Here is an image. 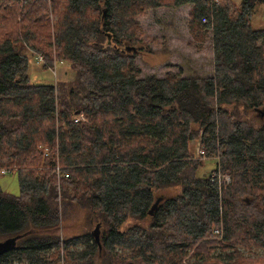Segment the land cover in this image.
<instances>
[{
  "label": "trees",
  "instance_id": "16d2710c",
  "mask_svg": "<svg viewBox=\"0 0 264 264\" xmlns=\"http://www.w3.org/2000/svg\"><path fill=\"white\" fill-rule=\"evenodd\" d=\"M22 1L18 29L0 32V168L15 169L19 185L16 197L0 188V247L10 243L0 264H55L51 252L62 264H182L214 229L228 247L264 250V30L250 25L264 0H51L62 13L45 42L37 0ZM184 5L189 32L211 34L212 76L140 78L134 18ZM23 42L73 81L32 83ZM78 112L86 122L73 121ZM251 112L260 126L243 118ZM198 131L230 177L224 188L198 177L188 146ZM169 187L180 191L154 194ZM66 202L88 210L98 242L58 235ZM129 217L150 224L120 231Z\"/></svg>",
  "mask_w": 264,
  "mask_h": 264
},
{
  "label": "rangeland",
  "instance_id": "374dc122",
  "mask_svg": "<svg viewBox=\"0 0 264 264\" xmlns=\"http://www.w3.org/2000/svg\"><path fill=\"white\" fill-rule=\"evenodd\" d=\"M231 1L235 6L240 2H238V0ZM22 2V0H0V22H2L0 25V32L10 31L15 28L18 29L19 26H17V24L19 25V20H21L22 17L20 13L18 14L19 11H14L13 9ZM52 5L51 0H37L30 10L34 17L38 16L41 20H45V24L38 28L36 32L41 42H45L46 33L51 39L57 35L56 30L58 29V20L61 17L62 8H59L56 14ZM190 10L191 6L188 5L177 8L165 6L158 9L146 10L136 15L134 22L137 24V35L141 44L138 46L139 51L135 58V64L137 69L140 70V78L154 75L159 79H165V77L168 76L179 78L195 76L205 79V77L212 76L213 54L211 53V34L209 31L203 30L201 35H205V37H194L189 32L188 24L190 23ZM252 12L251 27L256 30H264V2L259 1ZM3 14L7 16H3ZM27 46L28 44L23 46V54H26L30 60L28 73L32 83L37 85H54V87H56L61 82L69 83L73 81L74 73L70 72L71 70L62 61H56L55 59L53 63L52 60L47 61L45 57L42 56L43 54L41 52L32 48L30 49ZM36 55L42 57V63H37L33 60ZM55 66L57 67L56 74L51 72ZM256 116L257 114L251 112L243 118L249 120L257 127L260 126L263 121L261 120L262 118ZM72 119L74 122H86L84 115L79 112L75 113ZM198 133V137L192 140L188 145L192 157L191 159L199 161L201 164L197 171L198 177L208 181L211 178H217V185L219 188H224L230 183V177L220 171L219 158L212 156L207 157L203 146H201L202 132L198 131ZM2 169H9L10 174L5 176L0 175V188L9 195L14 197L19 196V185L16 179L17 175L15 174L16 170L13 168H0V170ZM218 176L220 177L218 178ZM179 191V188L169 187L167 189L157 190L154 194H166L170 197L177 194ZM64 204L66 210L60 219L59 227H62L58 229V235L62 239H66L84 233L91 234L95 228V222H93L94 224H90L91 219L90 216H88V210L79 207L76 202H66ZM92 218L94 220L96 219L95 217ZM149 224L150 220L148 219L140 220L129 217L119 226V230L125 232L132 227L147 229ZM101 231L103 232V229H101ZM221 232V229H214L209 237L200 241L193 249L186 250L181 263L199 264V261L205 257L218 258L221 260H225L226 257H228V260L232 262L264 264L263 249L254 245L247 247H228L227 243L222 240ZM3 240L4 238H0V241ZM9 244L10 243H5L1 245L2 247L0 248H8ZM199 245L205 246L207 254L198 252L197 248ZM81 248V246L78 247V249ZM60 252H62V250H60ZM51 253H47L46 257H48L49 260H55V264H62L60 263L61 260L54 257L55 255ZM96 261H98V259H96Z\"/></svg>",
  "mask_w": 264,
  "mask_h": 264
},
{
  "label": "built area",
  "instance_id": "2783aa9c",
  "mask_svg": "<svg viewBox=\"0 0 264 264\" xmlns=\"http://www.w3.org/2000/svg\"><path fill=\"white\" fill-rule=\"evenodd\" d=\"M202 22L205 23L206 20H205V19H202ZM41 59H42V57H41L40 55H36V56L33 58V60H35L37 63H42L43 60H41ZM56 71H57V67L55 66V67L53 68V71H51V72H53V73L56 74ZM202 153H203V152H202ZM56 170L59 171V168L56 167ZM7 174H10V171H9V170H6V169H2V170H0V175H1V176H5V175H7ZM219 177H220V176H218V178H219ZM209 180H210V181H214V180H217V181H218L217 178H211V179H209Z\"/></svg>",
  "mask_w": 264,
  "mask_h": 264
},
{
  "label": "water",
  "instance_id": "95a60500",
  "mask_svg": "<svg viewBox=\"0 0 264 264\" xmlns=\"http://www.w3.org/2000/svg\"><path fill=\"white\" fill-rule=\"evenodd\" d=\"M259 112H261V111H259ZM153 210H154V207L150 210V212L148 214H151ZM98 228H99L98 225L95 226L94 230L91 232V236L95 239V242L99 241V239H98L99 238L98 237V233H99Z\"/></svg>",
  "mask_w": 264,
  "mask_h": 264
},
{
  "label": "bare ground",
  "instance_id": "6f19581e",
  "mask_svg": "<svg viewBox=\"0 0 264 264\" xmlns=\"http://www.w3.org/2000/svg\"><path fill=\"white\" fill-rule=\"evenodd\" d=\"M204 154V153H203Z\"/></svg>",
  "mask_w": 264,
  "mask_h": 264
}]
</instances>
